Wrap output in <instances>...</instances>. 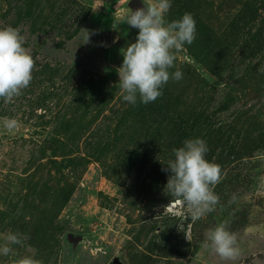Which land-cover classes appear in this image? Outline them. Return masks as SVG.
Masks as SVG:
<instances>
[{
    "label": "rangeland",
    "instance_id": "obj_1",
    "mask_svg": "<svg viewBox=\"0 0 264 264\" xmlns=\"http://www.w3.org/2000/svg\"><path fill=\"white\" fill-rule=\"evenodd\" d=\"M130 2L0 0V28L34 60L29 85L0 98V243L29 237L0 264H264V0H172L167 22L196 21L169 70L183 77L135 105L118 75L138 33ZM196 137L221 176L214 210L192 222L165 185L173 149ZM220 224L235 259L206 243Z\"/></svg>",
    "mask_w": 264,
    "mask_h": 264
},
{
    "label": "clouds",
    "instance_id": "obj_2",
    "mask_svg": "<svg viewBox=\"0 0 264 264\" xmlns=\"http://www.w3.org/2000/svg\"><path fill=\"white\" fill-rule=\"evenodd\" d=\"M172 0H155L154 3L131 10L124 21L138 29L135 42L123 52L122 65L118 70L122 99L135 105L148 104L162 95L163 86L169 79L180 80L183 73L170 72L174 67V51L196 39V21L191 13H184L179 19L167 22L165 14ZM89 39V35L87 40ZM34 60L24 47L19 30L12 26L0 28V98L5 102L20 95L31 79ZM7 130L18 127L15 118L2 121ZM206 142L199 138L186 139L183 145L173 149L174 159L167 164L171 175L165 185L167 194L187 209L184 216L192 222L214 210L218 196L212 186L221 176L220 166L205 158L208 152ZM167 207V206H166ZM178 230L190 240V232L183 220L177 223ZM29 237L18 232H8L0 243V256L12 252L11 245L23 244ZM206 243L210 249L224 260L235 259L239 253L236 236L224 224L217 225L207 233ZM15 264H37L34 258L24 256Z\"/></svg>",
    "mask_w": 264,
    "mask_h": 264
},
{
    "label": "water",
    "instance_id": "obj_3",
    "mask_svg": "<svg viewBox=\"0 0 264 264\" xmlns=\"http://www.w3.org/2000/svg\"><path fill=\"white\" fill-rule=\"evenodd\" d=\"M130 5L133 11L137 8L143 7L142 0H131Z\"/></svg>",
    "mask_w": 264,
    "mask_h": 264
}]
</instances>
